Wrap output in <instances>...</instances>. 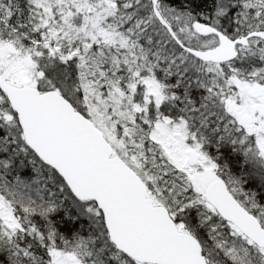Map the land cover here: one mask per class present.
Here are the masks:
<instances>
[{"label":"snow or ice","instance_id":"1","mask_svg":"<svg viewBox=\"0 0 264 264\" xmlns=\"http://www.w3.org/2000/svg\"><path fill=\"white\" fill-rule=\"evenodd\" d=\"M0 264H264V0H0Z\"/></svg>","mask_w":264,"mask_h":264}]
</instances>
